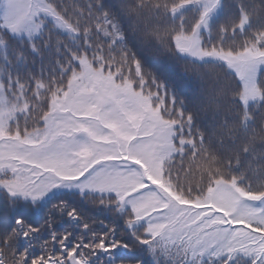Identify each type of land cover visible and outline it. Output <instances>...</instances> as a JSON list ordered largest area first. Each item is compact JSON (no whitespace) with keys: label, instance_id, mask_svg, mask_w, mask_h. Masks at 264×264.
I'll use <instances>...</instances> for the list:
<instances>
[{"label":"snow or ice","instance_id":"1","mask_svg":"<svg viewBox=\"0 0 264 264\" xmlns=\"http://www.w3.org/2000/svg\"><path fill=\"white\" fill-rule=\"evenodd\" d=\"M200 2L192 35L166 58L128 52L124 0H37L22 24L0 20V264H264V139L249 138L248 105L228 90L191 110L204 75L179 63L218 60L264 107V30L224 50L220 28L221 46L204 49L199 35L214 39L224 5ZM226 141L225 170L181 183L177 158L182 169Z\"/></svg>","mask_w":264,"mask_h":264},{"label":"trees","instance_id":"2","mask_svg":"<svg viewBox=\"0 0 264 264\" xmlns=\"http://www.w3.org/2000/svg\"><path fill=\"white\" fill-rule=\"evenodd\" d=\"M190 1L194 0H124L127 17L124 30L128 35V52L133 51V44H135L136 51L142 50L149 56L166 58L170 54L175 55V50L170 47V42L176 40L181 34L192 33L194 24L204 12L202 7L190 6L178 14L174 13L176 8ZM242 2L249 6L248 10L238 13L231 6L233 0H223L224 6L218 8L212 17L214 39L211 42L207 39V28L200 35L204 42V49H209L213 45L217 48L221 46V38L218 36L220 28H226L228 33L223 40L224 50L240 49L245 43L251 42L250 38L255 32L264 30V3L262 0H242ZM138 5H142V7ZM173 14L176 16L175 20L172 18ZM242 16L251 20L249 27H241ZM234 27L240 29L236 32L235 37L231 34ZM241 32L244 33L243 36ZM118 51H120L119 47ZM117 58L119 59L120 56ZM179 63L183 70L190 72L194 67H199L201 74L204 75L203 87L197 89L196 97L189 102L191 110L196 111V106L201 103L208 90L214 86L218 89V94L228 90L231 96H243L244 92L235 85L234 80L225 75L219 61H204L202 66L193 65L189 60H180ZM230 85L232 90H229ZM233 107L239 109V105ZM258 107L259 111H257ZM34 115H38V113ZM246 115L254 122L249 125V138L256 141L264 139V132H262L264 129V107L259 105V101L251 103L248 105ZM197 122L208 130L210 135H214L211 131L212 122L203 113H197ZM230 127H240V125L230 123ZM230 147L227 141L223 148L214 142L206 144L199 155L189 154L184 159L182 169L179 168L181 161L177 158L175 174L179 176L181 183L186 187H202L210 177L214 178L215 173L225 170L220 158L229 154Z\"/></svg>","mask_w":264,"mask_h":264},{"label":"rangeland","instance_id":"3","mask_svg":"<svg viewBox=\"0 0 264 264\" xmlns=\"http://www.w3.org/2000/svg\"><path fill=\"white\" fill-rule=\"evenodd\" d=\"M217 3H219V0H210V4L212 6H214ZM190 6H194V7L199 6L203 8V11L205 10L200 0H194L182 4L181 6H179L174 10V13L178 14ZM36 8H37V0H14L11 9L9 8L7 0H0V20H3L5 17H7L8 21L13 25H20L23 22H25L28 18H30V16L36 10ZM217 10L218 9L212 12V17L217 12ZM191 35L192 33L181 34L177 37L176 40L185 41ZM199 40H201L200 35H199ZM205 61H218V60H205ZM258 96H259V89H255V90L249 89L247 92L243 93L244 103L246 105H249L250 104L249 101H258L257 99Z\"/></svg>","mask_w":264,"mask_h":264}]
</instances>
